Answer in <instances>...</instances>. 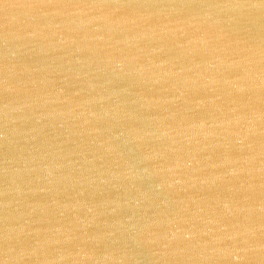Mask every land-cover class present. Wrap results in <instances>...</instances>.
<instances>
[{"label":"water","instance_id":"obj_1","mask_svg":"<svg viewBox=\"0 0 264 264\" xmlns=\"http://www.w3.org/2000/svg\"><path fill=\"white\" fill-rule=\"evenodd\" d=\"M0 264H264V0H0Z\"/></svg>","mask_w":264,"mask_h":264}]
</instances>
